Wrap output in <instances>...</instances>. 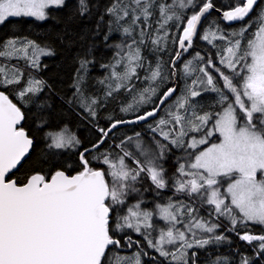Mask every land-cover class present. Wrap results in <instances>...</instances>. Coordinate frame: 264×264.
Masks as SVG:
<instances>
[{
	"label": "snow or ice",
	"instance_id": "1",
	"mask_svg": "<svg viewBox=\"0 0 264 264\" xmlns=\"http://www.w3.org/2000/svg\"><path fill=\"white\" fill-rule=\"evenodd\" d=\"M65 5L66 0H0V25L14 17L44 21L50 9ZM95 8L94 0H77L76 14L84 19ZM224 8L220 18L229 25L240 22L239 28L225 29L215 20L204 26L217 9L213 0H110L104 6L88 36L92 43L75 57L78 67L66 103L95 121L97 109L123 89L130 101L120 111L135 118L109 117V126L97 127L91 148L77 154L75 174H69L71 165H62L13 178L34 150L33 137L19 126L25 120L22 109L31 104L37 129L48 126L44 113L51 105L40 94L51 86L31 72L25 77L9 62L23 61L39 71L41 58L55 52L28 37L0 41V87L23 81L15 94L19 106L0 91V264H145V257L150 264H198L200 250L233 243L226 233L252 248V255L237 249L236 264L264 261V231L249 228L250 223L264 228V0H235ZM116 34L121 42L109 45L116 51L101 65L108 74L97 81L105 86L104 96L88 95L95 38L108 42ZM197 39L216 52L195 51L185 59ZM134 81L145 86L138 89ZM150 118L151 143L136 132L101 150L118 126ZM44 139L47 151H40V164L81 145L67 128L50 129ZM173 149L183 155L169 175L165 162ZM143 178L157 193L171 188L187 199L169 197L155 211L142 208L137 185ZM133 195L140 199L122 212ZM202 206L211 212L201 215ZM157 215L165 227L154 223ZM222 219L227 221L223 231ZM129 230L143 238L144 246ZM133 245L137 251L131 256L122 254ZM208 264L232 262L215 256Z\"/></svg>",
	"mask_w": 264,
	"mask_h": 264
},
{
	"label": "trees",
	"instance_id": "2",
	"mask_svg": "<svg viewBox=\"0 0 264 264\" xmlns=\"http://www.w3.org/2000/svg\"><path fill=\"white\" fill-rule=\"evenodd\" d=\"M109 2L110 0H94L96 8L93 9L91 16L84 19L76 14L77 0H67L63 8L50 10V17L46 21H37L26 17L11 18L0 26V41L11 37H28L29 39L49 44L55 52L52 57L41 60V69L38 71L39 75L51 86V89L45 88L40 94L41 97L49 98L46 102L49 103L51 107L44 113L49 121V125L44 129H37V110L31 104L23 107L22 110L25 112V120L23 121L22 127L33 137L34 150L30 152V157L27 159V162H24L23 166L18 171H15L13 178L19 177L20 180H23L27 174H30L34 170L43 168L45 172H49L62 165H71L69 174H75L78 170L76 161L78 159L77 154L80 152V147L56 155L52 163H39L40 151L42 149L46 150L45 144L47 141L44 139V133L46 131L50 129L58 131L62 128H67L72 134L79 138L81 146H83L82 148H90L97 138V127L109 126L111 122L109 117H111L112 120H129L128 118L134 115L132 113L120 111L121 106L124 105L125 102L130 101L129 93L123 89H121L119 93L114 94L113 97L109 98L97 109L98 115L95 121L87 117L86 113L81 108L73 107L66 103L67 98L72 95L73 89L69 86L72 84L73 74L78 67L75 57L81 54L82 50L92 43V40L88 39V36L95 30L98 16L103 12L104 6ZM213 2L217 5L218 9L228 10L224 8V5L232 4L235 0H213ZM254 15L255 12H253L252 16ZM105 19H107V17H105ZM213 20L225 29L239 28L240 26V23L233 27L225 25L216 13H211L207 17V20L204 21V26L206 27L207 24ZM173 34L178 35V33ZM81 36H84L85 39L81 40ZM58 37H63V40ZM121 39L122 37L119 34L113 35L108 42H102L99 37L95 38V63L90 66L87 78L88 95L101 98L104 96L105 86L99 84L97 81L103 79L108 74V70L101 67V65L108 64L112 61L116 49L109 45L120 43ZM169 51H172V49L170 48ZM195 51H199L201 55H205V53L214 54L216 49L211 47L208 42L197 39L194 41L193 49H189L188 52L184 53V58L192 59ZM145 55L148 56L149 60L153 59L147 52H145ZM167 59L168 57H165V60ZM0 62L2 61L0 60ZM45 65L47 67H44ZM18 67L23 69L25 77H27L30 71L24 67V63L19 64ZM97 74L101 76L100 79L96 77ZM141 75H143V72H141ZM134 83L138 89L145 86L141 81H134ZM22 85L23 81L20 85H10L7 88L0 87V91H4L5 94L8 95L14 103H18L19 106L20 102L15 94ZM203 99L206 101L209 98L205 97ZM147 107L150 109L151 105ZM143 111L144 109L141 108L140 113L136 114H141ZM149 123H153V120L149 121L148 124ZM136 132L141 133V136L146 139H151L153 136V133L148 129V125L146 127L137 125L131 128H120L114 131V136L110 135V145H112V148H115V145L119 144L122 138L133 136ZM156 138L161 141L163 139L158 135ZM212 142L217 141L213 138ZM115 150L119 151V149ZM181 152L182 150L173 149L168 156L170 159H167L166 166L174 168L171 165V160L177 158ZM96 154V152H93V155ZM93 163L95 164L96 162L93 161ZM129 163H131V161H129ZM174 170L175 168L172 169L169 175H171ZM137 187L141 189L143 201L152 202V204H144L143 207L150 208L153 211H155L154 205H156V203L165 204L169 197L174 200L186 199L184 196H176L171 188L160 190L159 193H157V190L147 178H143ZM133 197H139L140 199L139 195L130 196L122 212H126L127 207L133 203ZM209 212H211L209 206H202L200 208V214L203 216H206ZM221 223V231H223L224 227H227V221L222 219ZM249 228L255 233L264 231V228L260 226L249 224ZM129 232L133 236V239L140 240L141 246H144V240L141 236L131 233V230H129ZM226 234L231 237L233 243L231 245L222 244L219 247L211 246L209 249L200 250L198 253V264H208L209 259L215 256L228 257L232 264H236V261L239 259L237 249H239L240 253L252 255V248L249 247L246 242L240 241L233 233ZM145 250L148 251L151 256H157V258L160 259L154 250L147 248H145ZM135 251H137V246L133 245L132 248H125L122 254L134 253ZM144 259L145 264H150L148 257ZM259 264H264V261H260Z\"/></svg>",
	"mask_w": 264,
	"mask_h": 264
},
{
	"label": "rangeland",
	"instance_id": "3",
	"mask_svg": "<svg viewBox=\"0 0 264 264\" xmlns=\"http://www.w3.org/2000/svg\"><path fill=\"white\" fill-rule=\"evenodd\" d=\"M66 1H67V0H66ZM50 10H51V9H50ZM50 10H49V11H50ZM14 18H17V17H14ZM18 18H21V17H18ZM26 18H29V19H35V18H31V17H26ZM10 19H11V18H10ZM35 20H36V19H35ZM46 20H47V19H46ZM46 20H44V21H46ZM37 21H39V20H37ZM0 26H2V25H0ZM7 39H9V38H7ZM7 39H5V40H7ZM3 41H4V40H3ZM52 56H53V55H52ZM52 56L42 57L41 60L44 59V58L52 57ZM1 61H2V60H1ZM2 62H4V61H2ZM9 63L17 64V66H19V64H23V61L17 62L16 60H13V61H10ZM24 67H25V65H24ZM25 68L28 69V70L31 72L32 75L36 76V77L39 78V79H43V78L39 75L38 71H35V70H32V69H29V68H27V67H25ZM96 77H97L98 79L101 78V76H100L99 74H97ZM43 80H44V79H43ZM69 87H71V85H70ZM144 140H145V142H147V143H151V139H146V138H144ZM201 147H206V146H201ZM76 149H77V148H76ZM72 150H75V149H72ZM131 150H132V149H131ZM182 155H183V152H181V153L178 155V157H180V156H182ZM168 159H170V158L168 157ZM167 161H168V160H167ZM167 161H166V162H167ZM166 162H165V167L168 169V173H171L172 169H174V168L176 167V158L171 160V165H172V167H174V168L167 167V166H166V165H167ZM176 196H178V195H176ZM180 196H183V195H180ZM138 199H139V197H134V198H133V204H131L130 206L134 205V204L137 202ZM186 199H187V198H186ZM144 204H152L151 201H145V202L141 205V207H142V208H145V209H147V210L153 211V210H151L150 208L143 207ZM156 204H157V203H156ZM154 206H155V205H154ZM155 210H156V209H155ZM154 223L157 224L159 227H165L166 224H167V222L164 221V220H162L158 215L154 217ZM250 225H252V224L250 223ZM253 226H259V225H253ZM260 227H261V226H260ZM154 234H155V233H154ZM132 254H133V253H127V254H124V255H129V256H131Z\"/></svg>",
	"mask_w": 264,
	"mask_h": 264
},
{
	"label": "flooded vegetation",
	"instance_id": "4",
	"mask_svg": "<svg viewBox=\"0 0 264 264\" xmlns=\"http://www.w3.org/2000/svg\"><path fill=\"white\" fill-rule=\"evenodd\" d=\"M135 118V115H132L130 118H128L129 120H133ZM137 125H139V126H143V127H146L147 125H148V122H146V123H133V124H128V125H124V126H121V127H118L117 129H114L113 130V133H111L110 135L111 136H114L115 135V133H114V131H116V130H118V129H120V128H131V127H135V126H137ZM22 126V125H21ZM111 144V139L110 140H108V141H106V143H105V145H103L101 148H102V150L104 149V148H112V145H110ZM80 148H79V150H80V152L81 151H83V149L84 148H82L83 146H79ZM89 148V147H88ZM91 148V147H90ZM92 155H93V153H92ZM134 198V197H133ZM131 204H133V203H131Z\"/></svg>",
	"mask_w": 264,
	"mask_h": 264
},
{
	"label": "water",
	"instance_id": "5",
	"mask_svg": "<svg viewBox=\"0 0 264 264\" xmlns=\"http://www.w3.org/2000/svg\"><path fill=\"white\" fill-rule=\"evenodd\" d=\"M218 9V8H217ZM217 9H214V10H212V12L211 13H216L219 17H221V11H223V10H217ZM210 13V14H211ZM253 14V13H252ZM252 14H250V15H252ZM209 16V15H208ZM207 16V17H208ZM221 19V18H220ZM221 21L225 24V25H227V26H229V27H233V26H235V25H237V24H239L240 22H234V23H232L231 25H229L227 22H224L222 19H221ZM152 120V118H150L149 119V121H151ZM149 121H147V122H149ZM139 123H146V122H139ZM23 124V121L21 122V125ZM21 125H19V126H21ZM125 125H128V124H125ZM18 126V127H19ZM121 126H124V125H120V126H118V127H121ZM102 147V146H101Z\"/></svg>",
	"mask_w": 264,
	"mask_h": 264
}]
</instances>
